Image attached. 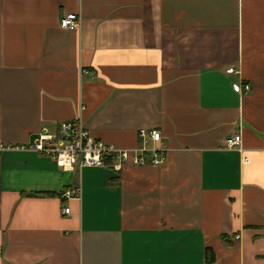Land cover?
Segmentation results:
<instances>
[{
	"label": "crops",
	"instance_id": "1",
	"mask_svg": "<svg viewBox=\"0 0 264 264\" xmlns=\"http://www.w3.org/2000/svg\"><path fill=\"white\" fill-rule=\"evenodd\" d=\"M76 120L166 160L0 152V264H264V0H0V146Z\"/></svg>",
	"mask_w": 264,
	"mask_h": 264
},
{
	"label": "built area",
	"instance_id": "2",
	"mask_svg": "<svg viewBox=\"0 0 264 264\" xmlns=\"http://www.w3.org/2000/svg\"><path fill=\"white\" fill-rule=\"evenodd\" d=\"M80 18L76 14H68L61 19L60 26L63 29H76L79 27ZM227 74H237L235 68L227 69ZM234 89L238 93L251 91L249 84H236ZM143 139H150L154 142L153 147H142L125 149L116 147L113 144L105 143L94 138L81 120L62 122L59 124L55 134L39 133L36 139L28 145L23 146H0L2 151H31L39 155L51 157L57 166L64 171H74L76 166L82 167H111L116 172H121L127 165L134 166H160L166 160L165 150L162 146V135L154 129L149 132L140 133ZM241 136L234 135L227 139L226 149H241ZM248 164L249 159L243 160ZM80 184L75 185L63 193L67 199H80ZM66 216L71 214L70 208H64ZM239 239V237H237Z\"/></svg>",
	"mask_w": 264,
	"mask_h": 264
},
{
	"label": "trees",
	"instance_id": "3",
	"mask_svg": "<svg viewBox=\"0 0 264 264\" xmlns=\"http://www.w3.org/2000/svg\"><path fill=\"white\" fill-rule=\"evenodd\" d=\"M207 259L209 262H212L214 260V256L212 254V252L207 250Z\"/></svg>",
	"mask_w": 264,
	"mask_h": 264
}]
</instances>
